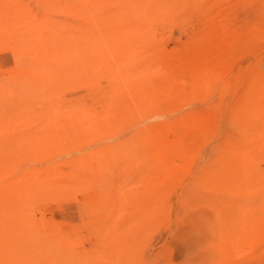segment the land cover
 I'll return each mask as SVG.
<instances>
[{"label": "rangeland", "instance_id": "obj_1", "mask_svg": "<svg viewBox=\"0 0 264 264\" xmlns=\"http://www.w3.org/2000/svg\"><path fill=\"white\" fill-rule=\"evenodd\" d=\"M115 1L98 57L0 82V264H264V0Z\"/></svg>", "mask_w": 264, "mask_h": 264}, {"label": "bare ground", "instance_id": "obj_2", "mask_svg": "<svg viewBox=\"0 0 264 264\" xmlns=\"http://www.w3.org/2000/svg\"><path fill=\"white\" fill-rule=\"evenodd\" d=\"M0 1V47L4 48L2 50L4 53L0 52V63L4 62V67L5 63L9 64L10 67L5 73L2 64L3 69L1 68V70L4 72L2 73L0 70L2 76H0V82L3 83L5 81L24 82L36 75H41L35 67L39 62L41 65L46 62L52 63L53 65L50 64L52 67L54 65L64 66L68 62L77 64L89 58L92 60L95 50L99 48L97 45L99 35L108 34L112 30L113 23L120 16L119 12L125 14L128 11L126 7L120 8L122 2V4L118 2L117 4L115 0H106L109 7L107 8L106 4V8L104 7L102 11L100 8L90 10L89 7H84L81 0H62L61 3L59 0H39L38 4L29 6L16 3L13 0ZM122 7L124 6L122 5ZM58 10L59 13L64 11L68 15L74 14L75 17L79 15L82 20L78 21L79 23L73 22L74 20L67 23L65 20L64 22L60 20L59 17V20L54 19L57 18L54 15ZM53 16L54 18H52ZM102 16L103 21L99 19L100 17L102 19ZM107 40L109 41L106 44L111 45V39ZM85 47H88L87 52L83 53L82 49ZM96 53L98 54V50ZM55 66L54 68H56ZM59 68L61 69V67ZM59 68L49 71L47 76L58 75ZM48 69L50 70V68ZM0 94L2 96L3 93Z\"/></svg>", "mask_w": 264, "mask_h": 264}]
</instances>
